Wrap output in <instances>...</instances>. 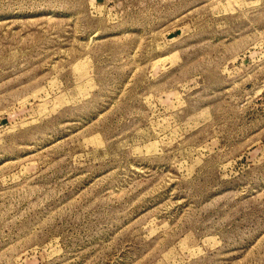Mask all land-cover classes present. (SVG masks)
<instances>
[{"label": "rangeland", "instance_id": "rangeland-1", "mask_svg": "<svg viewBox=\"0 0 264 264\" xmlns=\"http://www.w3.org/2000/svg\"><path fill=\"white\" fill-rule=\"evenodd\" d=\"M0 264H264V0H0Z\"/></svg>", "mask_w": 264, "mask_h": 264}]
</instances>
